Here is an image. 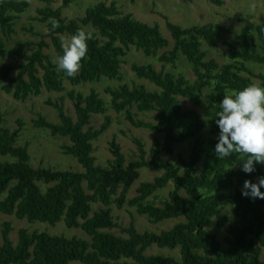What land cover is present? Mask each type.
I'll use <instances>...</instances> for the list:
<instances>
[{
	"label": "trees",
	"instance_id": "16d2710c",
	"mask_svg": "<svg viewBox=\"0 0 264 264\" xmlns=\"http://www.w3.org/2000/svg\"><path fill=\"white\" fill-rule=\"evenodd\" d=\"M71 1L63 0L57 8L36 9L33 19L45 23L46 33L35 42H17L12 49L17 59L0 64V89L4 93L23 101L30 95H39L42 89L60 92L64 90V81L75 85L97 82L102 77L119 80L123 58L131 46L145 56L155 57L159 49L169 45L157 24L122 13L114 2L98 1L86 7L82 16L66 20L61 10ZM27 7L25 0H0L3 36L14 32L16 20ZM49 18L59 21L60 27L49 31ZM167 28L173 43L159 59L174 68L181 54L191 65L192 80L181 72L157 70L152 63L134 62L130 66L134 74L157 89L127 84L105 89L116 113H123L133 127L161 137L154 139L147 152L142 142L134 138L137 159L126 161L120 145L112 140L108 165L95 163L92 141L106 130L110 121L105 115L98 127L89 125L92 115L107 111L105 100L95 89L86 95L67 91L73 102L74 118L65 113L61 102L48 100L47 104L57 111L58 122L48 121L40 114L32 120L34 127L48 131L52 137L68 138L62 152L74 157L81 170L31 166L28 144H16L20 128L10 130L2 125L0 114V212L50 225L62 219L67 228H80L89 238L20 228L13 244L9 238L12 226L6 221L0 227V264H69L74 260L82 264H264V199L242 195L244 181L257 182L264 176V165L257 163L254 172L245 173L238 154L220 160L215 154L219 128L214 120L221 110L223 95L242 90L252 82L264 87V22L252 29L243 24L233 41L224 37L230 28L218 22L189 27L167 23ZM78 29L90 32L92 39L87 42L88 52L79 73L68 77L56 70L51 57L43 51L49 46L44 37L49 38L58 56L62 55L61 35L70 37ZM218 42L226 49L223 63L207 58V51L201 47L203 43L215 47ZM26 47L32 49L27 51ZM4 54L5 40L0 36V57ZM249 64L261 69L255 72ZM133 107L137 112L153 111L155 121L138 118L131 111ZM205 128L210 133L206 138L202 134ZM185 141H191L187 157L179 156L176 163L163 160V153L171 154L175 144ZM143 167L160 173L152 181L141 182L137 194L126 198ZM168 185L170 190L159 205L147 201ZM92 203L100 206L92 210ZM111 204L117 209L124 204L135 207L151 223L180 219L159 232H140L133 221L127 226L117 223ZM225 207L231 208V219L222 213ZM213 225L226 227V246L210 231ZM113 228L125 236L110 232ZM153 244L178 248L179 260L144 253Z\"/></svg>",
	"mask_w": 264,
	"mask_h": 264
},
{
	"label": "rangeland",
	"instance_id": "374dc122",
	"mask_svg": "<svg viewBox=\"0 0 264 264\" xmlns=\"http://www.w3.org/2000/svg\"><path fill=\"white\" fill-rule=\"evenodd\" d=\"M28 3L26 10L20 14L14 25V32L8 37L0 36L5 40V54L0 57V64L7 63L11 60L17 59L13 54V47L20 41H38L41 36L46 33L45 23H40L33 18L37 16L36 9L50 6L57 8L62 5L63 0H25ZM98 1H104L107 4L114 2L117 8L122 13H130L134 18L147 22L149 24H157L159 30L164 38L169 42V45L158 50L157 55L145 56L140 50L130 47L126 56L123 58V63L120 68V79H108L102 77L97 82L79 83L75 85L69 84L67 81L63 82L64 90L60 92L45 91L42 89L37 96L30 95L25 100L14 99L11 94H6L0 89V114L3 117L2 125H5L10 130L20 128V134L17 137L16 144H28L29 163L36 167L42 165L51 167L52 169H70L81 170V166L71 155H65L62 152V145L68 144L67 137L51 136L49 132L36 128L32 125V120L39 114L45 117L48 121L58 122V114L55 108L49 106L47 101L61 102L66 114L71 117L74 116V106L71 99L68 98L67 91L74 90L86 95L90 89H95L99 95L105 100L107 111L105 114L92 115L90 124L93 127H98L105 120V115L110 117L109 125L95 140L92 141L93 151L92 155L95 157V163L101 166H107L108 161L112 159L109 151L110 141H116L125 156V160L137 159L138 152L134 143V138H138L147 152L149 147L153 145L155 138H161L153 132L133 127L124 117L123 113H116L109 104V95L105 89L118 88L122 84L131 86H143L147 90L157 89L154 84L146 79L137 77L131 70L132 63L145 64L152 63L157 69H164L166 71H173L175 73L181 72L190 80L193 79L190 63L181 55L175 61V67L172 68L170 63L159 59L163 52L170 49L173 40L170 37L167 23L177 24L181 27H189L192 25H201L205 23H222L230 28V33L225 35V39L233 41L236 34L243 24H248L251 29L257 23L264 22V0H220V4L211 2L210 0H72L65 7L62 8V16L68 19H75L84 14L86 7L92 6ZM255 6L254 9L252 6ZM32 29V31L30 30ZM87 29H91L87 27ZM61 37L67 39L66 35ZM195 38V37H194ZM44 40L49 43L43 51L47 53L52 61L56 57L55 52L50 45V40L47 36ZM207 51V58H214L220 63L226 61V49L220 42L215 47H208L205 43L201 46ZM32 47H26L29 51ZM21 61V60H20ZM249 66L258 72L261 67L253 64ZM131 111L137 116L146 121H155V113L151 112H137L133 107ZM20 121V126L18 124ZM203 137L210 135L209 130H203ZM191 141H185L175 144L171 154H162L164 161L176 163L179 156L187 157ZM2 158V157H1ZM158 171L150 170L146 167L139 169L138 178L130 186L126 198L135 196L136 188L141 182L152 181L153 178L159 174ZM170 190V185L158 191L155 196H149L147 201L159 205L167 196ZM92 210H96L100 204L92 203ZM222 213H225L228 218H232L231 208H223ZM111 214L114 220L121 226H127L130 221L134 222L136 230L142 232L144 230L159 232L163 229H168L180 218L164 220L157 223H151L147 217L136 212L135 207L124 204L121 209H117L114 204H111ZM218 218V217H216ZM10 222L12 230L9 233V238L15 244L17 242V232L20 228H25L28 232L38 231L46 232L53 235H64L66 237L76 236L84 239H89L88 236L80 228H67L61 219L54 225L46 222L33 221L30 222L25 218L17 219L14 215H6L0 212V227L4 222ZM110 232L125 236L117 228L109 230ZM210 231L214 232L221 242L222 246H226V227L218 228L213 225ZM1 242V234H0ZM146 254H160L172 256L179 260L180 254L178 248L168 249L160 248L156 245L149 246L145 252ZM263 257V256H261ZM69 264H82L78 260L70 261Z\"/></svg>",
	"mask_w": 264,
	"mask_h": 264
},
{
	"label": "clouds",
	"instance_id": "9594fccd",
	"mask_svg": "<svg viewBox=\"0 0 264 264\" xmlns=\"http://www.w3.org/2000/svg\"><path fill=\"white\" fill-rule=\"evenodd\" d=\"M49 23L52 26L49 31L60 27L55 18H49ZM90 39L92 34L84 29H78L67 39L62 37V55L52 61L56 70L64 72L68 77L76 76L82 67L81 61L87 55V42ZM219 108L221 110L214 119L219 128L216 156L221 160L238 154L243 159L242 170L245 173L254 172L255 164L264 165V87L252 82L242 90H233L223 95ZM262 187L264 176L259 177L255 183L245 180L242 195L253 200L264 199Z\"/></svg>",
	"mask_w": 264,
	"mask_h": 264
}]
</instances>
